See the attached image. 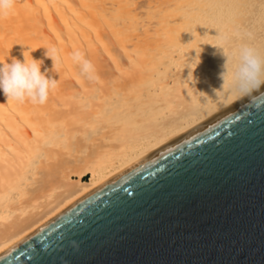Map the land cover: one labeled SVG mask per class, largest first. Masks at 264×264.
<instances>
[{"label":"bare ground","instance_id":"6f19581e","mask_svg":"<svg viewBox=\"0 0 264 264\" xmlns=\"http://www.w3.org/2000/svg\"><path fill=\"white\" fill-rule=\"evenodd\" d=\"M242 45L264 56V0H17L0 19V63L25 51L58 86L43 105L0 90V252L248 95L230 77L222 88L227 57L214 47L231 70ZM45 48L59 54L54 70Z\"/></svg>","mask_w":264,"mask_h":264},{"label":"water","instance_id":"95a60500","mask_svg":"<svg viewBox=\"0 0 264 264\" xmlns=\"http://www.w3.org/2000/svg\"><path fill=\"white\" fill-rule=\"evenodd\" d=\"M0 264H264V85L63 207Z\"/></svg>","mask_w":264,"mask_h":264},{"label":"clouds","instance_id":"9594fccd","mask_svg":"<svg viewBox=\"0 0 264 264\" xmlns=\"http://www.w3.org/2000/svg\"><path fill=\"white\" fill-rule=\"evenodd\" d=\"M16 2L17 0H0V19L13 13ZM214 47L221 50L222 54L227 57L226 63L222 65L226 71L220 73L223 89L229 77L241 95L249 94L264 85V56H261L255 48L242 45L235 54V62L230 70L228 65L231 58L225 53L223 47ZM45 49V56L52 60L54 70L59 62V54L55 48ZM23 56V62L13 59L11 63H0L2 64L0 66V90L7 98V102H30L33 105H43L48 101L50 92L57 88V80L49 77L47 70L41 72L42 61L32 58L29 62L25 51ZM71 59L79 65L81 75L87 79L94 78L95 67L82 52L74 51Z\"/></svg>","mask_w":264,"mask_h":264},{"label":"rangeland","instance_id":"374dc122","mask_svg":"<svg viewBox=\"0 0 264 264\" xmlns=\"http://www.w3.org/2000/svg\"><path fill=\"white\" fill-rule=\"evenodd\" d=\"M85 179H87V177H85Z\"/></svg>","mask_w":264,"mask_h":264}]
</instances>
